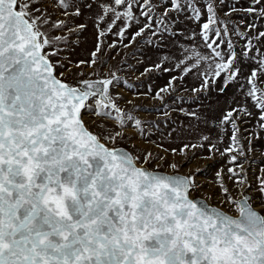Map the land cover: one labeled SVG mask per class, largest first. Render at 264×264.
<instances>
[{"label": "snow or ice", "instance_id": "1", "mask_svg": "<svg viewBox=\"0 0 264 264\" xmlns=\"http://www.w3.org/2000/svg\"><path fill=\"white\" fill-rule=\"evenodd\" d=\"M89 25L93 50L74 67L98 78L70 82L62 52ZM184 31L207 53L180 43ZM110 34L168 52L141 72L164 80L155 99L224 97L204 121L215 139L171 150L224 161L219 205L194 196L200 169L162 173L149 166L164 157L122 146L143 130L120 77L97 72ZM261 140L264 0H0V264H264V168L253 186L245 167Z\"/></svg>", "mask_w": 264, "mask_h": 264}, {"label": "rangeland", "instance_id": "2", "mask_svg": "<svg viewBox=\"0 0 264 264\" xmlns=\"http://www.w3.org/2000/svg\"><path fill=\"white\" fill-rule=\"evenodd\" d=\"M188 29L199 31L198 26L191 23L188 24ZM188 35H190V31H184V35H180L176 39L186 46H195L200 51L207 53L208 50L201 47L202 41L199 36L195 40H186L185 36ZM94 41V30L89 25L88 31L83 33L78 41L76 37H72L69 45L64 48L62 57L72 61V64L69 65L71 71L66 73L68 81L75 82L80 78H98L91 74V68L77 69L74 67L78 60L89 58V52L93 50ZM113 42H115L116 47L108 48L106 46ZM124 44H129V41L125 40L121 43L118 37L111 34L105 38V47L101 55V59L105 63L102 67L97 66L99 77H103L109 71L116 72L121 80L118 90L121 92L124 101H132V104L122 103L121 106L132 109L134 105L133 115L142 122V135L136 136L131 143L123 145L131 149L132 144H135L136 149L141 152H152L154 156L164 157V159L149 166L157 170L171 172L168 164L172 162L180 165L179 172L182 174L196 172L197 169H200L196 173V179L202 187L200 191L194 193V196L212 197L211 204L219 205V197L215 195L217 190L211 182L216 171L224 166V161L219 160V158L204 159L208 155L206 148H188L185 149V155L179 153L173 155L171 150L180 149L185 144L202 143L201 137L203 135H209L215 139V129L209 124H205L204 121L219 115L218 109L222 105L224 97L218 96L215 90L200 94L180 90L171 95H166L163 101L155 99L154 93L164 80L157 79L156 74L141 76V72L146 66L156 61L158 57L167 55L168 52H161L139 39L136 43L129 44L128 47H124ZM80 72H83L84 75L81 76ZM124 81H127V84ZM186 83L189 88L199 86L200 81L196 78L195 72L187 77ZM150 87L151 92L149 91ZM188 112H196L198 116H188L186 115ZM254 125L255 121H252L248 126L250 131ZM254 144L255 150L249 154L248 163L245 165L253 186H255L256 176L260 174L259 170L264 168V140L255 141ZM223 207L230 214H235L231 212L228 206L224 205Z\"/></svg>", "mask_w": 264, "mask_h": 264}, {"label": "water", "instance_id": "3", "mask_svg": "<svg viewBox=\"0 0 264 264\" xmlns=\"http://www.w3.org/2000/svg\"><path fill=\"white\" fill-rule=\"evenodd\" d=\"M81 79H84V78H80V79H77L76 81H79V80H81ZM88 79H96V78H88ZM75 81V82H76ZM123 147H125V148H128V147H126L125 145H122ZM158 171H160V172H162V173H167V172H164V171H161V170H158ZM182 174V173H181ZM196 197H200V196H196ZM213 205H215V204H213ZM233 215H235V214H233Z\"/></svg>", "mask_w": 264, "mask_h": 264}]
</instances>
